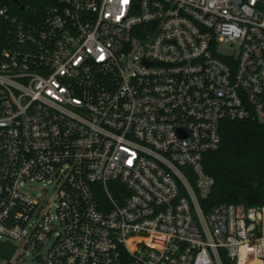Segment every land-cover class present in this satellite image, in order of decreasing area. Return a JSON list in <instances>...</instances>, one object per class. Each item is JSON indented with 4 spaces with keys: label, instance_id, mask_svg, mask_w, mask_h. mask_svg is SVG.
Returning <instances> with one entry per match:
<instances>
[{
    "label": "built area",
    "instance_id": "built-area-1",
    "mask_svg": "<svg viewBox=\"0 0 264 264\" xmlns=\"http://www.w3.org/2000/svg\"><path fill=\"white\" fill-rule=\"evenodd\" d=\"M11 1L0 4L9 260L21 249L41 264H264V205L202 204L221 121L264 127V0Z\"/></svg>",
    "mask_w": 264,
    "mask_h": 264
},
{
    "label": "trees",
    "instance_id": "trees-1",
    "mask_svg": "<svg viewBox=\"0 0 264 264\" xmlns=\"http://www.w3.org/2000/svg\"><path fill=\"white\" fill-rule=\"evenodd\" d=\"M0 4L14 7L11 0H0ZM202 167L212 180L202 200L204 206L264 205V185L254 186V180L264 170V127L249 119L221 121L219 145L204 155Z\"/></svg>",
    "mask_w": 264,
    "mask_h": 264
},
{
    "label": "rangeland",
    "instance_id": "rangeland-1",
    "mask_svg": "<svg viewBox=\"0 0 264 264\" xmlns=\"http://www.w3.org/2000/svg\"><path fill=\"white\" fill-rule=\"evenodd\" d=\"M46 192L43 195L41 191V186L40 185H34L33 186V193L38 197V198H44L49 200L51 197L50 191H49V186H45ZM47 244H45L44 247H46ZM0 264H41L36 258H34L32 255H30L28 252L23 251L21 249H18L15 252V255L9 260V262H6L3 259H0Z\"/></svg>",
    "mask_w": 264,
    "mask_h": 264
},
{
    "label": "water",
    "instance_id": "water-1",
    "mask_svg": "<svg viewBox=\"0 0 264 264\" xmlns=\"http://www.w3.org/2000/svg\"><path fill=\"white\" fill-rule=\"evenodd\" d=\"M264 185V170L256 177L254 180V186L259 187ZM13 247L10 246L8 243H3L0 245V259L5 260L8 262L12 252H13Z\"/></svg>",
    "mask_w": 264,
    "mask_h": 264
}]
</instances>
